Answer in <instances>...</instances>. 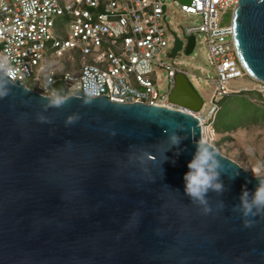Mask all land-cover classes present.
<instances>
[{"label": "water", "instance_id": "obj_1", "mask_svg": "<svg viewBox=\"0 0 264 264\" xmlns=\"http://www.w3.org/2000/svg\"><path fill=\"white\" fill-rule=\"evenodd\" d=\"M231 24L239 62L264 83V2L238 0ZM193 48L191 36L184 53ZM181 49L176 39L173 54ZM9 87L0 99V264H264V219L244 228L231 211L243 189L256 187L252 174L215 148L226 190L207 193L213 212L203 214L185 193L193 139L203 137L192 114L105 95L87 105L83 91L58 109L18 79ZM168 99L191 110L202 105L183 73ZM74 113L80 120L65 126ZM40 114L52 123L38 122ZM176 122L195 135L166 151L164 129Z\"/></svg>", "mask_w": 264, "mask_h": 264}, {"label": "built area", "instance_id": "obj_2", "mask_svg": "<svg viewBox=\"0 0 264 264\" xmlns=\"http://www.w3.org/2000/svg\"><path fill=\"white\" fill-rule=\"evenodd\" d=\"M237 1L172 0L180 14L195 17L181 39L164 0H0V56L9 58L21 84L40 94L88 95L86 89L95 87V97L105 95L110 101L164 105L196 117L207 139L216 133L213 123L224 97L251 91L264 99V83L229 86L249 77L238 60L231 16L229 23H219V10L231 9L232 14ZM191 36L193 51L203 38L214 67L212 93L198 110L168 99L178 73L194 78L175 57ZM176 39L182 49L173 54ZM159 70L166 73L168 93L159 91Z\"/></svg>", "mask_w": 264, "mask_h": 264}, {"label": "rangeland", "instance_id": "obj_3", "mask_svg": "<svg viewBox=\"0 0 264 264\" xmlns=\"http://www.w3.org/2000/svg\"><path fill=\"white\" fill-rule=\"evenodd\" d=\"M166 2L168 19L172 20L173 28L181 39L184 27L195 17H188L179 13L172 0ZM219 23L225 25L230 22L231 9L219 10ZM173 15V18L171 17ZM195 22H199L197 19ZM63 23V26H66ZM207 45L203 38H198L197 45L190 55L184 51L178 52L176 60L183 63V69L194 74V78L188 75L190 84L202 98L208 103L212 93L210 78L214 76V67L208 60ZM168 63L171 60L165 58ZM159 91L168 93L169 89L164 80L165 71L159 70ZM255 81L250 77H243L229 82L232 88L245 86L251 88ZM221 110L213 123L216 130L207 140L224 156L232 159L250 174L252 166L257 162H264V99L255 92L231 94L224 97L221 102ZM225 124L229 125L227 130ZM223 130V131H222ZM208 133V131H207ZM204 136L206 131L204 129Z\"/></svg>", "mask_w": 264, "mask_h": 264}, {"label": "clouds", "instance_id": "obj_4", "mask_svg": "<svg viewBox=\"0 0 264 264\" xmlns=\"http://www.w3.org/2000/svg\"><path fill=\"white\" fill-rule=\"evenodd\" d=\"M264 2V0H261ZM18 70L12 66L10 60L6 56H0V99L6 98L11 94V87L9 84L14 82L17 78ZM26 91H30L25 89ZM88 96L90 97L85 101V104L90 105L93 102V97L98 95L95 87H89L86 89ZM49 100V106L55 108H61L67 102V97L53 93L51 97H44ZM102 106V105H101ZM38 122L52 123L49 117L42 114L36 117ZM80 120V115L74 113L65 118V126L73 125ZM166 136L168 137L170 147H178L183 139L194 137L195 133L192 129H185L183 123L176 122L169 129H164ZM177 133H184V136H180ZM115 135L114 132L111 133ZM195 144V152L191 160L187 163L188 171L184 174L183 179L185 181V193L191 199V202L198 205L203 214L207 215L213 212V207L210 205L207 198L209 190L221 194L226 189L220 179L221 175L225 173V166L219 159V153L215 147L209 143L205 138L193 139ZM130 148H134L135 145H130ZM165 151V152H166ZM178 154V153H177ZM144 157L149 160H155L156 157L145 152ZM167 157L165 156V160ZM252 175L257 179L258 183L253 191L249 192L247 189H243L239 196V204L233 205L231 211L240 214L242 224L244 228L253 227L258 221L254 218L260 217L264 219V162H257L251 168ZM239 173L230 175L229 179H234ZM225 204L223 201L216 203V209L223 211ZM159 234V230H157Z\"/></svg>", "mask_w": 264, "mask_h": 264}, {"label": "trees", "instance_id": "obj_5", "mask_svg": "<svg viewBox=\"0 0 264 264\" xmlns=\"http://www.w3.org/2000/svg\"><path fill=\"white\" fill-rule=\"evenodd\" d=\"M225 127H226V128H225V129H223V130H227V129H228V127H229V125L225 124ZM223 130H222V131H223ZM215 131H216V130H215Z\"/></svg>", "mask_w": 264, "mask_h": 264}, {"label": "bare ground", "instance_id": "obj_6", "mask_svg": "<svg viewBox=\"0 0 264 264\" xmlns=\"http://www.w3.org/2000/svg\"><path fill=\"white\" fill-rule=\"evenodd\" d=\"M205 131H207V130H205Z\"/></svg>", "mask_w": 264, "mask_h": 264}]
</instances>
